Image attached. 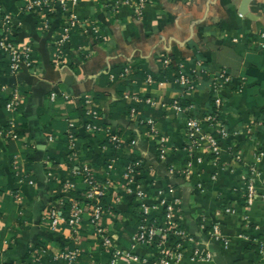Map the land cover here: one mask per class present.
<instances>
[{
  "label": "crops",
  "instance_id": "crops-1",
  "mask_svg": "<svg viewBox=\"0 0 264 264\" xmlns=\"http://www.w3.org/2000/svg\"><path fill=\"white\" fill-rule=\"evenodd\" d=\"M25 2L0 0V11L15 16L11 31L16 43L30 46L35 60L12 73L0 49V127L13 118L19 135L11 139L0 134V264H68L58 254L76 248L81 264H111V250L101 247L90 223L96 200L87 198L89 187L76 171L89 165L103 184V224L116 246L126 249L140 213L123 173L127 163L138 160L137 182L148 199L172 204L175 222L187 231L182 260L170 264H264V0H149L141 13L128 4L115 7L113 0H79L68 11L57 6L48 27L35 11L24 9ZM69 11L87 24L85 30H72L70 42L85 45V50L71 52L68 61L57 65L53 42ZM93 25L108 36L106 42L96 39L89 28ZM165 59L175 67L183 62L199 69L196 88L186 96L172 80L174 73L165 71ZM126 68L125 79L120 78ZM222 69L246 78L242 92L235 83L222 89V122L229 134L220 139L219 155L206 142L188 152L187 118L202 119L208 112L210 80ZM144 70L153 82L146 80L147 74L139 78ZM3 87L22 93V105L13 115L4 108ZM123 89L141 101L125 99ZM88 98V107L100 112L102 123L123 136L122 146L104 149V142L84 127ZM177 99L192 103V111L178 112L171 104ZM132 106L137 111L133 117ZM149 118L166 138L164 158L158 138L148 135L144 125ZM70 121L75 124V149L68 147ZM202 128L220 136L217 124L202 122ZM15 155L20 171L12 165ZM108 159H113L112 170ZM251 180L256 192L248 203ZM70 183L74 187L67 188ZM71 199L90 210L84 211L76 233L66 223L53 230L50 208L65 215ZM228 207L234 211L227 212ZM213 225L229 240L227 246L212 236ZM195 250L210 253L211 259H192ZM134 252L141 259L115 264H161L153 245Z\"/></svg>",
  "mask_w": 264,
  "mask_h": 264
},
{
  "label": "built area",
  "instance_id": "built-area-1",
  "mask_svg": "<svg viewBox=\"0 0 264 264\" xmlns=\"http://www.w3.org/2000/svg\"><path fill=\"white\" fill-rule=\"evenodd\" d=\"M79 0H26L24 9L35 11L38 15L39 21L43 27H48L51 21V13L56 10L57 6H61L65 11H68L69 5L78 3ZM149 2V0H113L115 7H119L122 4H128L135 8L136 12L141 13L142 9ZM1 9V8H0ZM15 16L6 11H0V49L8 59V67L12 73H15L23 67H31L34 65V58L31 53V47L28 45H20L16 43L12 34V27L15 23ZM85 21L80 19V16L74 11H69L67 16V22L61 28V31L54 39L55 47V59L56 64H62L68 61V55L71 52H83L85 45L78 44L74 47L71 46V33L76 27L82 30L86 29ZM93 31L94 36L99 42H106L108 36L97 25L89 27ZM264 37V33H262ZM261 46L264 48V41H261ZM74 47V48H73ZM164 66H168L171 62L169 59L163 61ZM128 73L126 68L124 73L120 75V78H124ZM199 76V69L197 67L187 68L185 63L180 62L177 64V69L174 72L173 81L177 85L181 86L182 96H186L189 92L196 88V77ZM113 78V77H112ZM146 80L153 82L154 78L151 74H147ZM235 83L237 91L242 92L245 87L246 78L243 76H234L227 69H222L219 72L212 75L210 80V88L214 94V105L220 113L206 112L202 119L190 116L187 118V146L184 149L188 152H192L193 148L198 146L201 142H206L211 150L216 155L221 153L220 139L228 136V129L222 122L223 119V95L222 89L228 84ZM6 96V103L4 108L11 115L15 114L22 105V93L17 88L3 87ZM123 97L127 100H135L140 102L141 98L131 91H124ZM52 96H55L52 94ZM87 107L85 109V122L84 127L87 131L94 135L97 139L104 142V149H108L110 145L114 148H118L124 144V138L119 133L112 130L110 126L104 125L101 121L100 112L93 109L91 106V100L88 98L86 101ZM172 106L178 112H191L194 105L184 104L180 99L174 100ZM136 107H131V116L136 115ZM202 122L209 124L219 125V137L206 134L202 128ZM149 128L148 135L158 138V146L160 156L164 158L167 155L166 138L161 135L156 126V121L153 118H149L144 123ZM68 130V147L75 149L77 145V136L74 132V121L69 122ZM0 134L6 138L18 139L19 135L16 131L15 120L11 118L7 127H0ZM160 134V135H159ZM202 158H198V162H202ZM139 160L127 163L123 177L125 180V186L128 193H132L135 201L138 203V211L140 213V223L138 229L132 238L130 247L122 249L115 244L114 239L110 236L108 229L103 224L104 205L101 202V197L105 195V188L103 184L98 182L95 178L94 171L89 165H83L79 167L76 174L83 177V180L88 185L86 196L89 199H95L96 203L92 210L86 204H82L79 201L72 200L69 210L64 215L58 207H52L49 210L48 217L51 220V227L53 230L58 229L63 223H66L72 230V233H76L78 226L82 222V215L84 211L90 210L91 220L90 223L94 226L97 236L100 239V245L105 250H111L112 258L111 264H115L121 259L125 260H139L141 257L134 252L138 246L153 245L159 249L158 262L161 264H170L173 260L178 262L183 258L182 244L184 240L188 238L187 231L180 227L174 219V207L168 203L165 199L160 203L150 201L148 194L141 188L137 182V173ZM13 168L16 171H20L19 156L15 155L13 158ZM107 168L112 170L114 168L113 159H110L107 163ZM30 183L34 181L28 177ZM109 183V181H107ZM67 188L74 187V184L70 183L66 185ZM264 187V186H263ZM247 189V201L252 203L255 197V184L253 181H249L246 185ZM17 199H21L18 195ZM161 205H166L165 211L161 214ZM162 211V210H161ZM227 212H233L234 209L228 207ZM212 236L217 240H223L225 245L229 244V240L224 238L220 227L213 225ZM44 251L43 249H41ZM40 249L34 252V261L37 263L40 260ZM59 257L68 261V264H81L80 262V249H66L58 254ZM202 258L203 260L211 259V254L206 253L201 255L198 250L193 253L192 259ZM146 260V259H145ZM152 264H156L153 262Z\"/></svg>",
  "mask_w": 264,
  "mask_h": 264
},
{
  "label": "trees",
  "instance_id": "trees-1",
  "mask_svg": "<svg viewBox=\"0 0 264 264\" xmlns=\"http://www.w3.org/2000/svg\"><path fill=\"white\" fill-rule=\"evenodd\" d=\"M51 15H52V13H51ZM173 61L168 65V66H166L164 69H165V71H169V72H167V73H170L171 71L174 73L175 71H176V69H177V66L175 67V66H173ZM188 66V65H187ZM147 70H144V71H141V72H139L138 73V75L140 76L139 78L141 79L142 77L143 78H145L146 77V74H147ZM163 74H164V72H163ZM161 77H163V75L161 76ZM125 81H123L122 82V84L124 85V88H127L128 87V83L127 82H125ZM125 89H123V91H124ZM122 91V92H123ZM210 102H209V104H210V106H209V108L207 109V111L208 112H212V113H216L217 112V109H216V107H215V105H214V94L211 92L210 93ZM5 102H6V100H5ZM223 111H224V109H223ZM221 111H218L217 113H220ZM8 126V125H7ZM6 126V127H7ZM112 148V147H111ZM109 160L110 159H108V160H106V163H108L109 162Z\"/></svg>",
  "mask_w": 264,
  "mask_h": 264
}]
</instances>
